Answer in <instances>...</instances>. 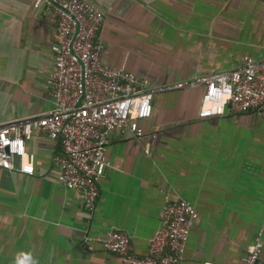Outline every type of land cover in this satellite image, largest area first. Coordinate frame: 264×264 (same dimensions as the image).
<instances>
[{
	"label": "crops",
	"instance_id": "obj_1",
	"mask_svg": "<svg viewBox=\"0 0 264 264\" xmlns=\"http://www.w3.org/2000/svg\"><path fill=\"white\" fill-rule=\"evenodd\" d=\"M88 1L104 15L103 63L149 81L153 116L141 140L112 135L93 211L59 181L61 145L36 132L34 175L0 169V264H122L100 242L112 229L145 256L167 195L199 213L185 264H244L264 230V119L202 120L203 87L163 89L264 58V0ZM34 5L0 0V125L54 109L57 20Z\"/></svg>",
	"mask_w": 264,
	"mask_h": 264
},
{
	"label": "built area",
	"instance_id": "obj_2",
	"mask_svg": "<svg viewBox=\"0 0 264 264\" xmlns=\"http://www.w3.org/2000/svg\"><path fill=\"white\" fill-rule=\"evenodd\" d=\"M57 20L52 47L55 69L50 76L54 109L40 116L0 125V169L34 175L27 142L36 132L58 142L62 154L55 162L59 181L84 194L93 211L100 183L109 167L107 148L116 132L145 137L141 122L153 116V91L149 81L103 63L105 43L101 10L88 0H35ZM205 89L199 112L202 120L227 114L255 112L264 119V58L246 57L230 71L200 76L163 90ZM29 162L23 163V159ZM199 213L186 199L169 195L160 215V228L145 256L131 253L129 236L117 229L100 240L103 248L120 256L122 264H185L187 244ZM264 230L247 249L244 264H259ZM205 264H215L206 262Z\"/></svg>",
	"mask_w": 264,
	"mask_h": 264
}]
</instances>
